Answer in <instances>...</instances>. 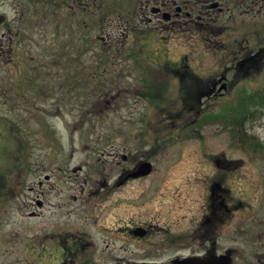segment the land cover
Masks as SVG:
<instances>
[{"label":"rangeland","instance_id":"1","mask_svg":"<svg viewBox=\"0 0 264 264\" xmlns=\"http://www.w3.org/2000/svg\"><path fill=\"white\" fill-rule=\"evenodd\" d=\"M135 5L136 0H103L92 17L86 6H77L75 0H0V13L13 17L16 33L14 57L7 52L0 55V262L33 261L35 255L26 250V239L34 241L53 231L67 235L74 230V214L88 213L95 202L102 208L100 213H122V192L110 194L107 202L108 196L94 195L87 202L89 185L81 180L84 176L103 177L106 167L118 161L112 152L124 142L156 159L157 171L133 186L135 191L141 187L142 209L152 210L148 214L159 213L166 197L174 205L172 213L183 214L189 204L186 200L200 196L203 176L212 173L201 163L203 146L208 153H223L241 161L235 189L253 205L244 215L262 213L264 74L259 83L250 80L236 86V104L251 97L256 121L244 123L236 108L234 126L209 125L201 132L202 141L175 138L165 143L160 137L172 128L154 124L143 129L139 118L151 117L153 110L147 109L142 98L135 102L138 95L124 94L123 87L140 86L135 76L129 77L136 39L123 26L112 24L124 25ZM105 20L112 26L102 30L99 23ZM2 31L7 32L5 26ZM176 41L169 43L171 54H216L214 47L184 46V41ZM145 49L143 54L152 51ZM112 87L116 89L111 92ZM230 100L231 96L225 95L215 102ZM235 127L236 139L231 133ZM244 133L253 135L260 147H252L254 140L247 139L244 145ZM79 167L82 170L76 175L74 169ZM46 175L51 179L43 187L40 199L44 205L38 209L28 199L35 200L38 190L29 191V187L38 188ZM74 178L80 184L78 190ZM155 190L158 196L154 201L151 195ZM32 210L41 214L29 216ZM245 216L236 220V229H250L249 237L255 238L247 242L246 235H237L236 246L249 247L250 242L264 246L258 228L251 227L256 217L244 223Z\"/></svg>","mask_w":264,"mask_h":264},{"label":"flooded vegetation","instance_id":"2","mask_svg":"<svg viewBox=\"0 0 264 264\" xmlns=\"http://www.w3.org/2000/svg\"><path fill=\"white\" fill-rule=\"evenodd\" d=\"M75 2L86 6L94 17L103 0ZM122 5L125 7L124 1ZM135 6L124 25H112L123 26L136 36L139 51L145 52V46L152 50L149 54H130L133 70L129 77L135 76L140 86L123 87L124 94L138 95L135 102L142 98L147 109L153 110L151 117L139 118L143 129L149 130L154 124L171 127L160 137L165 143L175 138L202 141L201 132L209 125L234 126L236 108L244 123L257 120L251 113V97L236 104V86L250 80L259 83L264 74V0H136ZM108 21L99 23L102 30L112 26ZM4 26L7 32L0 33V55L7 52L14 57V19L0 13V29ZM175 40L184 41V46L214 47L216 54H171L169 43ZM225 95L231 100L215 102ZM232 129L235 137L236 127ZM202 150L201 163L212 173L203 176L200 196L186 200L189 204L183 214L172 213L174 205L167 197L159 213L143 211V192L133 186L157 171L156 159L150 152L133 150L124 142L112 152L118 161L106 167L103 177L84 176L81 180L89 185L84 198L87 202L93 195L108 196L104 199L107 202L110 194L122 192V213H100L102 208L95 202L88 213L74 214V230L67 235L53 231L34 241L26 239V250L35 255L33 261L0 264H264V246H253L255 236L249 237L250 229H236V220L253 207L252 200L235 189L241 161L223 153H208L204 146ZM78 170L82 167L74 169L76 175ZM50 179L46 175L38 188L29 187V191L38 190L35 200L28 198L38 209L44 205L40 196ZM77 181L74 178L75 190L80 185ZM157 190L151 195L154 201ZM40 214L32 210L29 216ZM245 217L244 223L256 217L251 227L258 228L264 245V209L258 216ZM237 235H246L252 245L236 246ZM3 254H8L6 248Z\"/></svg>","mask_w":264,"mask_h":264},{"label":"trees","instance_id":"3","mask_svg":"<svg viewBox=\"0 0 264 264\" xmlns=\"http://www.w3.org/2000/svg\"><path fill=\"white\" fill-rule=\"evenodd\" d=\"M243 123H241V125H242ZM237 126V125H236ZM254 136L253 135H251V134H249V133H244L243 135H241V140L243 141V144L244 145H246L245 143H247L246 141H244V140H249V141H253L254 140ZM245 142V143H244ZM250 145V144H249ZM251 145H252V147H256V148H259L260 147V142L259 141H256V140H254L253 142H251ZM250 145V146H251ZM261 149V148H260Z\"/></svg>","mask_w":264,"mask_h":264}]
</instances>
